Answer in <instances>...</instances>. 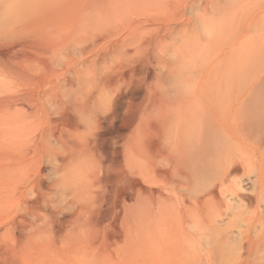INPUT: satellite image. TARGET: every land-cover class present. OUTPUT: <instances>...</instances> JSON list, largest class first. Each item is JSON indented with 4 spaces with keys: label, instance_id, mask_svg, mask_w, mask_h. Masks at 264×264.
Masks as SVG:
<instances>
[{
    "label": "bare ground",
    "instance_id": "bare-ground-1",
    "mask_svg": "<svg viewBox=\"0 0 264 264\" xmlns=\"http://www.w3.org/2000/svg\"><path fill=\"white\" fill-rule=\"evenodd\" d=\"M263 17L264 0H0V197L13 198L36 164L35 182L50 166L23 262L257 256ZM241 67L260 74L239 98L228 84ZM146 192L160 203L155 214L142 206ZM112 204L123 234L107 246L98 216ZM233 231L235 253L217 246Z\"/></svg>",
    "mask_w": 264,
    "mask_h": 264
},
{
    "label": "rangeland",
    "instance_id": "rangeland-1",
    "mask_svg": "<svg viewBox=\"0 0 264 264\" xmlns=\"http://www.w3.org/2000/svg\"><path fill=\"white\" fill-rule=\"evenodd\" d=\"M262 19L264 21V17ZM236 71H235V77L233 79V83L228 84L229 85L228 87L235 85V89H236L235 94L237 96L239 95L238 96L239 98L241 97V95H242V97L248 96L247 90L252 87L253 82H255L257 76L260 73L258 72V70L256 68H249V67H241V68L236 69ZM250 76H252V77L250 78ZM229 89L230 88H228V90ZM235 89H234V91H235ZM225 92H226V88H225ZM230 94H231V92H230ZM243 94L245 96H243ZM36 166H38V164H36L35 166L32 167L35 169V173L31 172V171L30 172L28 171L29 173L27 172L29 181L33 185H30L28 180L22 185H17L16 191L14 193H12L14 195L13 198L8 197V199H7V200H9V202L7 200H4V198H6V197H4V196H2L3 198L0 197V203H1V201L2 202L6 201V203H7V205H5L6 203H4V202L0 204V207H1L0 208V264H34L33 261L29 262V260H25V262H23L24 259H23V257L21 258L20 255H21V253H23V254L25 253L24 255L26 256V252L30 248V244L32 245L31 242L26 241V237L30 236L29 228L27 227V225H29L31 223V220H32L31 213L34 214L35 208L37 207V205H34V203L36 202L37 198L39 197L38 185H43V184L47 185V183L49 182L48 170L50 169V166L48 165V166H45L44 169L42 168L44 170L43 172L46 174L45 179L43 178L44 180H41L39 182H35V179L38 178V176L35 175L37 173V171H36L37 167ZM32 168H30V170ZM0 182L2 183L1 180H0ZM24 185H26V186H24ZM251 185H252L251 179L250 180L246 179L245 182H243L242 187L244 189H249V188H251ZM0 186H1V184H0ZM24 187H26L27 190ZM141 200H142L141 203H142L143 208L145 207V209H147V210H150L151 208H155L153 211H147V212L155 214V212L157 211V208H160L159 207L160 203L157 201V197L153 198L147 192L145 193V196H143V198ZM133 205H134V202L131 201V199L128 200L127 206H133ZM233 205L235 206V202L233 203ZM2 207H4V209ZM114 207H115V204H112L109 207L108 206L104 207L100 211L99 216H98V224H99L98 233H97L98 242L105 240L104 242H107L106 243L107 246H110V244L115 243V241L120 236H122V234H123V232L120 229V227L118 226L117 221L115 220L114 216L111 215L113 213ZM161 209H163V208H161ZM54 218H55V220H53V221L56 224L55 229H58L59 228L58 220H56V217H54ZM69 218H70V216L67 212H65L63 215H61V220L66 221V220H69ZM230 220L225 219L222 222H220V225H223V223L225 225ZM105 225L107 226V228ZM26 227H27V229H26ZM229 236H231L230 237L231 238L230 243H228V244L217 243V246L220 247L222 250H231L234 253L238 252L240 250L239 248L242 247V243L239 239V237H240L239 232L238 231L230 232ZM54 237H56V236H54ZM57 243H58V246H61V244H62L59 242V240H57ZM198 245H200V244L198 243ZM263 249H261V251H259L257 256L251 257L247 260H243L240 256H238V258H237V255H235L234 258L230 257L227 259H223V258L221 259V258H219L220 256L217 253L218 257L213 260L214 262L212 261V264H264L263 256H261L262 254L264 255ZM104 250L105 249H102V251H104ZM15 251H17V252H15ZM19 252H20V254H19ZM160 263H161V261H159L157 264H160ZM194 264H209V262L208 261H203V262L197 261Z\"/></svg>",
    "mask_w": 264,
    "mask_h": 264
}]
</instances>
